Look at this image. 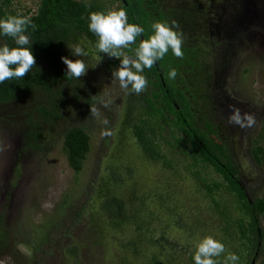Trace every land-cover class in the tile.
<instances>
[{
    "label": "flooded vegetation",
    "instance_id": "flooded-vegetation-1",
    "mask_svg": "<svg viewBox=\"0 0 264 264\" xmlns=\"http://www.w3.org/2000/svg\"><path fill=\"white\" fill-rule=\"evenodd\" d=\"M117 1L122 2L127 9L133 3L140 6V14L144 19L139 25L144 29L141 40L147 34L143 25L149 24L152 34L153 22L166 23L182 34L183 57H176L170 49L150 69L145 68L141 74L147 79V87L142 93L136 94L130 86L127 91L121 89L119 81L112 77V70L120 64L119 59L99 52L98 42L88 39L86 46L89 71L92 72V59L99 60L102 65L100 76L104 81V91L107 92L104 96L107 97L106 103L110 102L112 106L111 110L104 112L107 122L113 123L114 128L109 130L112 132L111 139L102 157V167L108 171L107 176L110 177L100 181V190H94L86 211L83 209L76 213L69 229L60 232L54 243L49 239L47 243H42L39 259L42 256L49 259L48 256L54 255L50 251L54 250V253L60 252L64 257V264H76L72 261V256L79 261L78 264H92L99 250L119 247L124 249L117 257L119 264H177V259L173 261L171 257L168 260L162 258L168 256V250L164 248L168 245V239L163 232L167 228L161 229L158 225L160 221L170 218L171 210L164 204L173 206V203L160 192L165 182L160 179V170H169V154L177 152L182 156L186 149L191 148L193 141L190 136L195 141L198 137L209 135L210 138L218 140L219 146H223L222 142L226 138L228 149L232 157L234 155L246 187H249V181L257 178L258 170L262 169L254 164L248 154L249 147L246 145L245 148L242 142L243 129L228 122L230 112L228 110L225 114L220 104L224 94H228L236 104L240 103L230 94L233 74L230 72L229 78L226 74L220 86L217 85L214 75L216 70H221L220 74L223 75L232 69L234 58L243 50L244 57L255 54L257 50L264 51V48L256 47V33L264 31V24L251 18L247 26L242 24L244 27L237 29L235 34L230 33L236 14L246 3L244 1L251 0ZM137 47V43L130 44L123 51L134 57ZM224 55L228 58L226 65L225 61L221 64L220 56ZM171 69L176 70L175 79L169 77ZM89 86V109H92L95 107L92 99L95 102L98 100V91L95 87L92 89L91 76ZM137 125L139 133L136 132ZM235 137L240 138L244 151L248 154L252 167L254 166V170L249 169L246 174L241 172V165L237 156L235 157ZM114 138L117 140L112 146ZM136 169H139V180L134 175ZM151 169L154 171L152 178L149 177ZM141 170L146 172V178L141 177ZM126 178L133 182L125 184ZM78 222H83L85 229L79 227ZM117 230L121 232L122 239ZM182 230L185 236L187 229ZM85 247L92 250L91 258L86 253L85 262H81L80 257ZM170 249L175 251V247ZM190 254L187 252L185 255L188 263L185 261L184 264H192ZM100 262L107 264L103 263L104 260ZM250 264H256V261L252 260Z\"/></svg>",
    "mask_w": 264,
    "mask_h": 264
},
{
    "label": "rangeland",
    "instance_id": "rangeland-1",
    "mask_svg": "<svg viewBox=\"0 0 264 264\" xmlns=\"http://www.w3.org/2000/svg\"><path fill=\"white\" fill-rule=\"evenodd\" d=\"M5 2L21 14L29 15L36 10L39 0H5ZM120 8V3L117 0L108 3L109 11L120 10ZM74 44L83 47V43H78V40L72 42L69 47V59L82 60L88 69L80 79L74 78L75 86L62 87L60 100H63V106L58 110V115L50 118L34 111V108L43 104L41 100L48 101L47 94L38 90L32 96L23 98L14 107V110H17L18 105L27 108L28 104H32L33 121L39 126L43 136L37 144V149L25 154L20 153L21 145L17 139H14L12 121L10 124L1 122L0 214L4 215L6 225L14 229L12 231L14 245L12 252L3 257L0 264H34L37 262L41 258L39 248L42 247V243H47L48 239L54 243L60 232L69 229L71 220L76 216V213L83 209L86 211L85 208L92 201L94 190H100V181L110 177V175L107 176L108 171L102 167V157L105 147L111 139L112 132L110 131L114 128V124L107 122L106 114H104L105 111L111 110L112 106L110 102L106 103L107 97L104 96L107 95V92L104 91V81L100 76L102 65L99 60L93 58L92 72H90L88 59L85 60L83 56L72 54L71 46ZM244 54L245 50L238 57L236 56L237 58H234L232 69L224 72L223 78L226 74L229 78L230 72H232L230 94L240 103L236 104L232 98L230 101L234 102V106L238 107L241 112L250 113L255 117L254 126L243 128L241 135L245 148L246 145L247 148H250L256 134L262 132L261 127L264 121V51L257 50L255 54L246 57ZM90 76L92 89L95 87L98 91V100L95 102L92 99V104L95 105L92 109H89V104L86 105V98H89ZM56 88L57 85L53 87V89ZM54 101L55 99H53V103ZM74 125L85 128L90 136V150L82 170L77 174L68 165L62 150L63 134L67 128ZM4 126L10 131H5ZM107 134L110 135L106 136ZM116 140L114 138L112 146L115 145ZM261 143L264 146V139ZM153 173L154 171L151 169L149 171L150 178ZM134 175L139 180V169L135 170ZM140 175L142 178L147 176L143 170ZM124 182L129 184L133 180L126 178ZM248 183L251 189L255 188L256 194H261L264 191L263 170H258L257 178ZM171 191L174 192V189ZM169 196L173 197V193ZM164 206L171 210V213L167 221H160L158 225L161 229L167 228L163 232L168 239V245L164 247L168 250V256L162 257L163 259L168 260L169 257L173 261L177 259L174 250L170 249V242H179L178 244L181 243L188 248L198 239L197 235L201 230H206L204 233L212 232L208 229L217 230L214 219L212 220L204 210L189 207L184 211L181 207L177 208L169 203ZM176 219H180L187 227L188 231L185 236L184 231L176 226L174 222ZM83 224V222L77 223L79 227L85 229ZM117 233L122 239L121 232L117 230ZM122 250L119 247L117 249L111 247L106 250L101 249L94 262L92 260V264H101L100 260H104L103 263L107 264L113 260L110 264H119L117 257ZM90 252L92 250L89 247L84 248L82 257H80L81 262H85L86 253L91 258ZM185 255L184 252H180L178 258L184 261ZM45 257L47 258V256ZM45 257L42 256L41 259L43 264H64L66 262L60 252H56L55 256H48L49 259ZM72 261L76 264L79 263L74 256H72ZM257 264H259L258 261Z\"/></svg>",
    "mask_w": 264,
    "mask_h": 264
},
{
    "label": "trees",
    "instance_id": "trees-1",
    "mask_svg": "<svg viewBox=\"0 0 264 264\" xmlns=\"http://www.w3.org/2000/svg\"><path fill=\"white\" fill-rule=\"evenodd\" d=\"M112 1L39 0L36 10L28 15L21 14L9 7L5 0H0V19L22 15L31 17L32 23L36 26L35 29L30 25L27 27L25 34L32 42L24 46L30 47L36 66L23 78H13L0 83L2 113L0 125L1 122L10 124L12 121L14 139L21 145L20 153L25 154L37 149V144L43 136L39 126L33 121L32 104H28L27 108L18 105L17 110H14L15 105L26 96H32L34 92L39 91L47 94L48 101L41 100L43 104L34 108V111L50 118L58 115V110L63 106V100H60L62 87L75 86L74 77L66 74V65L61 57L69 58L70 44L77 40L78 43H83L82 48L88 53L86 46L88 39L92 38V41L98 42V37L88 28V16L92 12L107 13L108 3ZM129 5L133 6L127 9L122 2L120 3L121 9L127 14L128 22L141 25L140 21L144 19L140 14V6L136 3ZM143 26L147 29L145 35L147 39L151 35L150 26L149 24ZM140 36L137 37V45L141 41ZM5 44L9 47H18L11 37L0 34V46ZM83 57L85 60L88 59V54ZM56 85L57 88L53 89ZM86 105L91 106L90 95L86 98ZM4 128L5 131H10L5 126ZM261 129L262 132L256 134V138L253 139L248 154L254 164L264 172V146L261 143L264 139V121ZM136 132H140L138 125ZM189 138L193 141L191 148L186 149L187 151L183 149L185 152L182 156L177 152L167 156L169 170H160V179L165 180L161 194L177 208L181 207L184 211L189 207L204 210L212 220L214 219L216 233H204L206 230H201L197 238L212 236L225 245V253L214 258L221 264L228 253H234L239 257L236 264H250L252 260H255L256 264L257 261L264 264V191L256 194L255 188L245 186L234 155L232 157L228 149L226 138L222 142L223 146H219L218 140L210 138L209 135L198 137L195 141L192 136ZM89 141L88 132L78 125L70 126L63 134L62 150L68 165L76 174L84 166L90 150ZM173 189L174 192L171 191ZM172 193L173 197H170L169 194ZM5 210L7 212V207ZM174 222L179 228L187 229L180 219ZM13 230L6 225L4 215L0 214V260L13 250ZM178 243L170 242L171 247H175L176 263L184 264L185 261L188 263L186 258L182 261L178 256L180 252L185 254L189 252L191 253L189 258L194 264V244L186 248ZM50 253L54 256L56 254L53 251ZM35 264L43 263L39 259Z\"/></svg>",
    "mask_w": 264,
    "mask_h": 264
},
{
    "label": "clouds",
    "instance_id": "clouds-1",
    "mask_svg": "<svg viewBox=\"0 0 264 264\" xmlns=\"http://www.w3.org/2000/svg\"><path fill=\"white\" fill-rule=\"evenodd\" d=\"M88 21L89 30L98 37L97 48L99 52L119 59L120 64L112 70V77L119 81L120 88L125 91L130 86L132 92L142 93L147 87V79L141 73L145 68L150 69L170 49L176 57H183L182 34L174 31L166 23L153 22L152 34L139 42L133 57L126 54L123 49L128 48L130 44H135L137 37L144 32V29L129 23L125 11L92 12L88 16ZM29 25L33 29L36 27L32 23L31 17L22 15L0 19V34L11 37L14 43L18 45V47H9L6 44L0 46V83L13 78H23L36 66L35 57L30 47H24L32 42L29 36L25 34ZM71 47L74 56L87 54L78 44ZM61 60L66 65L68 76L80 79L86 74L88 67L82 60L69 59L67 56H62ZM176 75V70L171 69L169 77L175 79ZM230 108L231 113L228 116L230 124L240 128L254 126L255 117L252 114L242 113L235 106H230ZM194 247V264H221L214 258L221 256L226 251L225 245L212 236H204L198 239L194 242ZM238 259L236 254L228 253L222 264H236Z\"/></svg>",
    "mask_w": 264,
    "mask_h": 264
},
{
    "label": "water",
    "instance_id": "water-1",
    "mask_svg": "<svg viewBox=\"0 0 264 264\" xmlns=\"http://www.w3.org/2000/svg\"><path fill=\"white\" fill-rule=\"evenodd\" d=\"M244 3L241 6L240 11L236 14L235 16V21L234 25L230 27V33L235 34L237 29H241L245 25L249 23L250 19H255L257 23L259 24H264V2H259L258 0L254 1H244ZM244 24V26L242 25ZM242 25V26H241ZM264 30V29H263ZM256 36L258 37V42H256V47L257 48H264V31L257 32ZM221 57V64L222 62L225 61V65L228 62V58H226V55L220 56ZM221 65H218V67ZM221 70H216L215 72V79L217 81V85L220 86V84L223 83V75L222 73L220 74ZM218 72V73H217ZM217 73V75H216ZM222 77V78H221ZM222 79V80H221ZM220 104L223 107V111L226 112L229 110L231 113V108L230 106H234L235 103L230 101V98L226 96L225 94L222 96V99L220 100ZM227 109V110H226ZM243 129V128H241ZM242 135V132H241ZM233 149L235 151V157L237 156L238 163L241 165V172L245 173L250 169V171L254 170V166L252 167L251 160L248 157V154L245 153L243 144L240 141V138L237 139L236 137L234 138L233 142ZM246 174V173H245Z\"/></svg>",
    "mask_w": 264,
    "mask_h": 264
}]
</instances>
